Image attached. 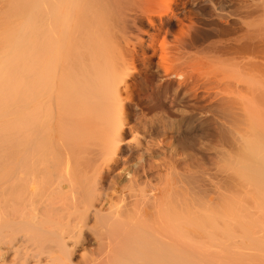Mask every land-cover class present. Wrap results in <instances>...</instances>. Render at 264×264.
<instances>
[{"label": "bare ground", "instance_id": "bare-ground-1", "mask_svg": "<svg viewBox=\"0 0 264 264\" xmlns=\"http://www.w3.org/2000/svg\"><path fill=\"white\" fill-rule=\"evenodd\" d=\"M0 5V264L239 263L221 246L240 202L218 203L180 132L217 133L263 225L264 0Z\"/></svg>", "mask_w": 264, "mask_h": 264}, {"label": "rangeland", "instance_id": "rangeland-1", "mask_svg": "<svg viewBox=\"0 0 264 264\" xmlns=\"http://www.w3.org/2000/svg\"><path fill=\"white\" fill-rule=\"evenodd\" d=\"M0 2H1V0H0ZM0 6H1V5H0ZM0 8H2V6H1ZM254 21H255V19H254ZM204 70H205V68H204ZM204 70H202V71H204ZM206 71H208V68H207L203 73H206ZM263 75H264V74H262V76H263ZM259 77H261V75H259L258 77L254 78V79L257 80L256 82H257V84H259V86H260V85H263V86H261V87L263 88V87H264V79H262V78H264V77H262V78H259ZM255 80H254V81H255ZM260 80H261V81H260ZM254 84H256V83H254ZM254 86H255V85H254ZM257 86H258V85H257ZM259 86H258V87H259ZM261 87H259V88H261ZM262 88H261V89H262ZM261 89H259V92H260ZM236 90H237V89H236ZM250 90H251V89H250ZM257 90H258V89H257ZM263 90H264V89H263ZM263 90H262V91H263ZM251 91H252V90H251ZM235 92H237V91H235ZM263 92H264V91H263ZM251 93H252V92H251ZM253 93H254V90H253ZM236 94H237V93H236ZM245 95H246V94H245ZM247 95H248V94H247ZM254 95H255V94H254ZM254 95H253V96H254ZM257 95H258V94H257ZM257 95H255V96H257ZM243 96H244V95H243ZM251 96H252V95H250V97H251ZM237 97L240 98V101H239V102H241V97H240V96H237ZM248 97H249V96H248ZM239 98H237V100H238ZM245 98H247V97L245 96ZM245 100H246V99H245ZM245 100H243V101L245 102ZM246 101H247V100H246ZM237 102H238V101H237ZM249 102H250V101H249ZM251 102H252V99H251ZM165 104H166L167 107H169V106L172 105L170 100H166V101H165ZM247 104H248V102H247ZM241 105L244 106V104H241ZM245 105H246V104H245ZM240 128L242 129L243 127H240ZM240 128H239V129H240ZM181 136H182L184 139L181 138ZM180 139H181L183 145H186V147L188 148V152H189V153H190V152H191V153H192V152H193V153L195 152L194 154H195L197 157H199V156L201 157V158H200V157H199V158L202 159V161H201V162H202V163H201V167H202V169L205 168L204 170H205L206 172L212 170L210 173L215 172V171H216V172L218 171L217 173H218V174H219V173L221 174L222 177L219 176L220 174L217 175L216 172H215V173H212V174H210L209 172L205 173L206 176L208 175V176H207V179L210 178L209 181H211L212 183H214V184L216 185L215 187H218L217 185H219V188H216V191H219V194H217V197H218V200H220V199H221V200H220L219 202H218V201H217V202L220 203V202L223 200V206H224V205H226V202H224L226 199H227V200L230 199L231 201H232V200L235 201L236 199L239 200V202H240V205L238 204V205H239V209H238L239 212L242 210V211H241L242 213L247 212V214H248V212H249V213L252 212V214L254 215V216H251L250 214H248L247 216H250V217H244V216H243L242 218L245 219V221H244V220L241 218V216H242L243 214H242L241 212L238 213V214L240 215L239 218H241V220H240V219H239V220H240L242 223H243V221H244L243 226L245 225V222H246V221H247L248 223L250 222L251 224L249 223V225L253 226L252 223H253V222L256 223V222H255V219L257 218L258 220L256 219V220H257V224H255V226H257V228H259V227H263L264 224H263V225L261 224V223H263V222H262V221H263V218H262L263 216H261L262 221L259 220V217H260V215H261V213H259V210H260V209H259L258 211L255 209V208H257V206L259 207V205H260V203L257 202V200H256L257 196H259V195L255 192V193L257 194V196H256V194H255L251 189H247L246 187H247V186H251V185H247V182H246V181H245V184H243L242 182H243L244 180H243L242 178H240V180H238L240 183H239V182L237 183V182H236L237 179H235L236 176H233L232 174H231V175H230V174H227V176H226L225 171H227V169H225V167H227L228 159H227V158H222L221 156H220V158H222V159H220V158H219V155L216 154V151H217V150H220L219 145L221 144V140L218 139V135H217V133H216L215 131L212 132V129L210 130V129H206V127H205V128H200V127L196 126L195 128L191 129L190 131H189V130L181 131V132H180ZM182 139H183L184 141H183ZM219 140H220V141H219ZM219 142H220V143H219ZM187 143H189V144H187ZM188 146H189V147H188ZM214 148H215V150H216L217 148H219V149H217V150L215 151V150H213ZM210 149H211V152H210ZM189 150H190V151H189ZM202 151H203V152H202ZM234 153H235V151L233 152V154H234ZM215 154H216V155H215ZM233 154H232V155H233ZM198 155H199V156H198ZM205 155H206V156H205ZM209 155H210V157H209ZM215 156H216V157H215ZM203 157H204V158H203ZM211 158H212V159H211ZM225 159H227V160H225ZM216 160H217V161H216ZM223 160H224V162H223L224 164L222 163ZM207 161H208V162H207ZM212 161H213V162H212ZM220 161H221V162H220ZM226 161H227V163H226ZM203 162H204V163H203ZM210 162H212V163H210ZM207 163H208V164H207ZM219 163H220V164H219ZM221 163H222V164H221ZM213 165H215V166H213ZM221 165H222V166H221ZM211 166H213V167L211 168ZM216 166H217V170H215V169H216V168H215ZM219 166H220V167H219ZM224 166H225V167H224ZM228 166H229V163H228ZM203 167H204V168H203ZM207 167H208V168L210 167V168L208 169ZM218 168H219V169H218ZM222 168H223L224 171L222 170ZM213 169H214V170H213ZM220 170H222L223 172L220 171ZM224 173H225V177H226L227 181L224 180L225 177L223 178V176H224L223 174H224ZM209 174L211 175V177H210ZM205 175H204V178H206ZM213 175H215V176H213ZM217 176H218L219 178H218ZM228 176H230L229 179H230L231 181L229 180V182H231V183L228 182V178H227ZM232 176H233V177H232ZM215 177L218 178L220 184H218V181L216 180ZM211 178H212V180H213V179H214V180L212 181ZM220 178H221V179H220ZM222 178H223V180H222ZM232 178H234V179H232ZM233 180H234V181H233ZM241 180H242V181H241ZM214 181H215V182H214ZM223 181H224V182H223ZM225 182H226V183H225ZM233 182H234V184H233ZM216 183H217V184H216ZM227 183L231 184V188H230V189L227 188V187H228V185H226ZM223 184H224V185H223ZM236 184H238V185H236ZM240 184H241V185H240ZM225 185H226L227 187H223V186H225ZM233 185H234V186H233ZM245 185H246V186H245ZM220 187H221V188H220ZM243 187H244V188H243ZM223 188H225V189H223ZM226 188H227V189H226ZM248 188H249V187H248ZM251 188H252V187H251ZM222 189H223V190H222ZM237 189H238V190H237ZM248 190H249V192H248ZM221 191H222V192H221ZM240 191H241V192H240ZM245 191H246V192H245ZM223 192H224V193H223ZM239 192H240L242 195L244 194V195H243V197L245 198L244 200H243V198H241V199L235 198V197H238V196L241 195V194H239ZM217 193H218V192H217ZM237 193L239 194L238 196H237ZM252 193H253L254 195H252ZM245 194H246L247 197H245ZM242 195H241V197H242ZM248 195H249V196H248ZM219 196H220V198H219ZM252 196H253V198H252ZM225 197H226V198H225ZM231 197H232V198H231ZM250 197H251V198H250ZM224 199H225V200H224ZM247 199H248V200H247ZM249 199H250L251 201H250ZM253 199L256 200V202H255ZM246 200H247V201H246ZM261 200H264V197H263V199L261 198ZM259 201H260V199H259ZM228 202H229V201H228ZM228 202H227V205L229 204ZM235 202H237V201H235ZM244 202H245V203H244ZM252 202H253L254 204H253ZM218 203H217V204H218ZM231 203H232V202H231ZM237 203H238V202H237ZM237 203H235V206H236ZM241 203L244 204V205H241ZM251 203H252V204H251ZM255 203L257 204V206H256ZM258 203H259V204H258ZM262 203H264V202L262 201ZM262 203H261V204H262ZM220 205H222V204L220 203ZM231 205H233V207H232ZM231 205H230V206H231L232 208H236V207H234V204H233V203H232ZM247 205H248V206H247ZM241 206H244V207L247 206L246 210H245L244 207L241 209V208H240ZM253 206H255L254 209L252 208ZM260 206H261V205H260ZM262 206H264V205H262ZM219 207H220V206H218V210H221V209H219ZM221 207H222V206H221ZM221 207H220V208H221ZM228 207H229V205H228ZM249 207H251L250 210H248ZM222 208H223V207H222ZM229 208H230V207H229ZM229 208H225V209H224L225 211L222 209V210H223V211L221 210L222 213H221V211H219L220 213L218 212V213H219V219H222V218H220V217H222V214L225 215L224 213L227 211L226 209H229ZM263 208H264V207H263ZM236 210H237V208H236ZM244 210H245V211H244ZM255 210H256V211H255ZM233 211H235V210H232V212H233ZM243 211H244V212H243ZM261 211H262V209H261ZM229 212H230V211L228 210L227 213L229 214ZM236 212H238V211H236ZM236 212H234V213H236ZM254 212H255V213H254ZM230 213H231V212H230ZM234 213H232V214H234ZM228 214H227V215H228ZM232 214H229L227 217H228V219H232V220L234 219V221H235L236 223H235V225H233V227L235 226L234 231H233L232 229H231L230 231H231V232L233 231V232L235 233V232H236V229H239V230L241 229L240 231L243 232V233H241V235L237 234V233L240 232V231H238V230H237V233L233 234V236L235 235V237H236V235L239 236V238H236L237 240L241 238V239L239 240L240 243H239V242H235L236 244H234V240H233V238H232L231 240H229V241H228L226 238H225V239L222 238V241H223L222 243L225 242V244H222L221 248H222V247L224 248L223 245H227V246H228V244L230 243V244H229L230 249L233 248V250H234V251H231V253L233 252V254H234V253L237 252L238 255H239V256H237V253H236V254H235V258H234L233 260H235L236 258H241V259L243 260V257H244V259H247V257H248V258H253V259H254V263H255V260L258 259V260H256V262H257V261H260L259 264H261V262H262V264H264V259L262 258V257H263L262 255H264V252H262V251H264V246L262 245L263 249H261V250H260V248H258V249H257V247L255 248L256 251H258V250L261 251V252H259L260 254H258V252L256 253V251H255L254 248L252 249L253 246H251V244H250L249 241H246V243L249 242L250 245H249V244H245V243H244L245 240L242 239L244 233H245L246 231H249L250 229H253V230H251V232H253V233H255V231H254V229H255L256 232H258L257 235H259L257 238H258V239L261 238V236H263V234H264V233H261V232H264V231H263V228H264V227H263V228H260L261 230L255 228V226L250 227V229H249V226H248V223H247V225H245V226H247L248 230H247V228H246L245 226H244V227H245V229H244V227H240V225L242 226V224L240 223V221H239L238 219H237V220H238L239 222H237V221L235 220L236 216H235V218H233L234 216H233ZM236 214H237V213H236ZM236 214H234V215H236ZM238 214H237V218H238ZM258 214H260V215L257 216ZM231 215H232L233 217H232ZM244 215H245V213H244ZM230 216H231V217H230ZM255 216H256V218H255ZM223 217H224V216H223ZM227 217H226V215H225L224 218H227ZM246 218H248V219H246ZM249 218H250V219L253 218L254 220H253V221H251V220L249 221ZM242 220H243V221H242ZM258 221H260L261 226H258V224H259ZM238 225H239V226H238ZM233 227L231 226L230 228H233ZM237 227H240V228H237ZM242 228H243V229H242ZM242 230H244L245 232L242 231ZM259 230H260V231H259ZM260 233L262 234L261 236H260ZM257 235L255 234V237H256ZM240 236H241V237H240ZM235 237H234V239H235ZM236 239H235V240H236ZM262 239H264V236H263V238H261V241L264 242ZM225 240H226V241H225ZM232 240H233V241H232ZM259 240H260V239H259ZM205 241H206V240H205ZM243 241H244V242H243ZM206 242H207V241H206ZM206 242H205V243H206ZM262 242H261V243H262ZM237 243H238L239 245H238ZM203 244H204V243H203ZM262 244H263V243H262ZM205 245H206V244H205ZM208 245H209V244H208ZM208 245H207V246H208ZM216 245H217V244H216ZM220 245H221V244H220ZM233 245H235L236 247L233 246ZM243 245H245V246L248 245V247L251 246V247H249L251 250H250L249 248L243 246ZM207 246H206V249H205L206 251H210V249L213 247V245H212L211 248H210V245H209V248H210V249L208 248V250H207ZM218 246H219V245H218ZM231 246H233V247H231ZM241 246H243L244 250L241 249L240 251H241L242 254H244V255L239 254V253H240L239 249H240ZM237 247H239V249H238ZM262 247H261V248H262ZM218 248H220V247H218ZM218 248H216V250H217ZM221 248H220V250H222ZM235 248H237L238 250L235 249ZM245 248H247V249H245ZM214 249H215V247H214ZM226 249H227V248H226ZM248 249L250 250V252H247V251H249ZM216 250H215V251H216ZM235 250H237V251H235ZM245 250H246L247 253L245 252ZM212 251H213V250H212ZM224 251H225V250H224ZM227 251H229V250H227ZM227 251H226V252H227ZM243 251H244V252H243ZM252 251H255V252H252ZM217 252H218V254H219V253H220V254L223 253V251L219 252V249H218ZM226 252H225V253H226ZM206 253L209 254V253H211V251H210V252H206ZM214 253H215L214 256L216 257V256H217V255H216L217 253H216V252H214ZM245 253H246V254H245ZM251 253H253L252 255L256 256L257 258H256V257H255V258H254V257H250V256H252ZM228 254H229V252L227 253V255H228ZM247 254H249L250 256L247 255ZM204 255H206V254H204ZM209 255H210V254H209ZM209 255H208V256H209ZM221 255H222V254H221ZM231 255H232V254H231ZM240 255H242V256H240ZM258 255H260V256H258ZM211 256H212V255H210V257H211ZM223 256H224V253H223ZM223 256H222V257H223ZM229 256H230V255H229ZM232 256L234 257V255H232ZM232 256H231V257H232ZM261 256H262V257H261ZM217 257H218V256H217ZM219 257H220V255H219ZM259 257H260V259H261V258H262V259L260 260ZM217 259H218V258H217ZM220 260H222L221 257H220ZM233 260H232V261H233ZM242 260H238L239 263H237V264H240V262H241V264L244 263V262H245L244 264H249L248 262H251V261H252V260H251V261H248L249 259H247L246 261L244 260V261L242 262ZM236 261H237V260H236ZM236 261H233V262H236ZM221 262L224 264V259H223V261H221ZM233 262H232V263H233ZM225 264H226V263H225ZM250 264H252V263H250ZM255 264H257V263H255Z\"/></svg>", "mask_w": 264, "mask_h": 264}]
</instances>
